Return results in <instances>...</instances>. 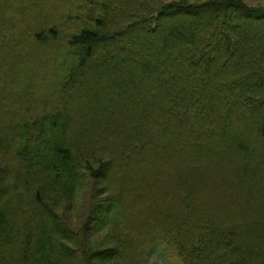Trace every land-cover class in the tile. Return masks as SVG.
<instances>
[{"label": "trees", "instance_id": "obj_1", "mask_svg": "<svg viewBox=\"0 0 264 264\" xmlns=\"http://www.w3.org/2000/svg\"><path fill=\"white\" fill-rule=\"evenodd\" d=\"M84 1L0 0V264H264V5Z\"/></svg>", "mask_w": 264, "mask_h": 264}, {"label": "rangeland", "instance_id": "obj_2", "mask_svg": "<svg viewBox=\"0 0 264 264\" xmlns=\"http://www.w3.org/2000/svg\"><path fill=\"white\" fill-rule=\"evenodd\" d=\"M166 1V0H163ZM85 4L86 2L84 0H70V2L67 4L66 7H69L70 4L72 5V9H73V13H77V4L79 3ZM247 2L251 5H264V0H247ZM14 24H16L18 27H20L19 25H21L22 21L20 20V18H17L14 14ZM182 22V21H180ZM184 24V23H183ZM192 23H186L184 26V31L185 34H188V29L190 28ZM170 24L169 23H165L163 29V32L165 33L167 30H169L170 28ZM256 28V27H255ZM261 29H255L253 31V34H255L256 32L260 31ZM13 33V32H11ZM67 33L71 34L72 31L67 29ZM18 34H21V32L19 31ZM150 32L148 30H143L142 32H139L137 34L131 35L130 37H127L128 41H131L132 39L134 40V37L132 36H136L138 38H141V45L146 44L147 41L150 40ZM263 34H264V30H263ZM163 37V36H162ZM121 45H119V49H123V48H128L130 49L129 44L127 45L126 43H120ZM126 45V46H125ZM19 54H16L15 57H17ZM34 65L38 66L39 63H37L36 60H33ZM67 110L63 109V113L64 114H71L74 113L73 112V108H74V98L73 95L70 91H68L67 93ZM77 99H78V94H76ZM80 97V96H79ZM64 101H66L65 99L62 101H59V105L63 106ZM78 115H75V119L74 122L78 123ZM72 136L71 138H73L72 140H76L78 138L79 135V131L76 130V127L73 126L72 127ZM219 165V164H218ZM221 166H223L222 168H225L224 166H226V162H223V165L220 164ZM159 171V172H157ZM171 171V170H170ZM152 172L154 174H161L162 176L164 175L163 173H161L160 170H157V168L153 169L152 168ZM152 173V174H153ZM173 172L169 173L172 174ZM168 174V173H167ZM166 175V174H165ZM89 180H84V184H83V192L81 194H79L74 203L70 206L69 208V204L64 202L62 204H59L56 209L58 211V213L65 219L64 222H66L70 229L73 231H78L81 229L82 227V222L83 220L86 218L85 216H87L88 214V210L86 208L87 205V201L88 198L87 196L90 194V186H89ZM69 208V209H67ZM95 224V223H94ZM108 233L106 231H102L100 234H94L92 235L88 240L91 242V244H93L95 247H99V244L101 245V242L106 240L104 243V245L108 246L113 244L112 239L107 238ZM106 238V239H105ZM98 245V246H97ZM145 258L143 260H139V262H137L138 264H184L183 259L180 257V255L173 250L171 247L165 245L162 242H156L154 243L152 246H148L147 248L145 247Z\"/></svg>", "mask_w": 264, "mask_h": 264}]
</instances>
